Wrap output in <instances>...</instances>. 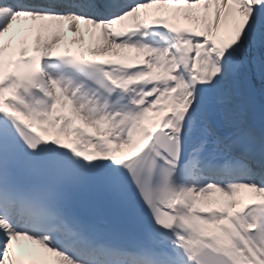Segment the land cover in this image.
I'll return each instance as SVG.
<instances>
[{
  "label": "snow or ice",
  "instance_id": "6c2138e0",
  "mask_svg": "<svg viewBox=\"0 0 264 264\" xmlns=\"http://www.w3.org/2000/svg\"><path fill=\"white\" fill-rule=\"evenodd\" d=\"M0 264H264V0H0Z\"/></svg>",
  "mask_w": 264,
  "mask_h": 264
},
{
  "label": "bare ground",
  "instance_id": "6f19581e",
  "mask_svg": "<svg viewBox=\"0 0 264 264\" xmlns=\"http://www.w3.org/2000/svg\"><path fill=\"white\" fill-rule=\"evenodd\" d=\"M69 35H71V34H69Z\"/></svg>",
  "mask_w": 264,
  "mask_h": 264
}]
</instances>
